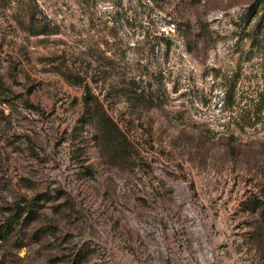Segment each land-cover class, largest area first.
I'll use <instances>...</instances> for the list:
<instances>
[{
  "label": "rangeland",
  "instance_id": "1",
  "mask_svg": "<svg viewBox=\"0 0 264 264\" xmlns=\"http://www.w3.org/2000/svg\"><path fill=\"white\" fill-rule=\"evenodd\" d=\"M3 1L0 264H264V0Z\"/></svg>",
  "mask_w": 264,
  "mask_h": 264
},
{
  "label": "trees",
  "instance_id": "2",
  "mask_svg": "<svg viewBox=\"0 0 264 264\" xmlns=\"http://www.w3.org/2000/svg\"><path fill=\"white\" fill-rule=\"evenodd\" d=\"M2 1V0H1ZM4 2V1H3ZM13 0H6L7 4H11ZM5 3V2H4ZM5 3V4H6ZM25 13L30 21V28L31 29H37L41 24H36L37 17L35 12L32 9L27 8ZM43 32H46V25H43ZM142 93V94H141ZM141 93L134 92L132 90L126 91V96L128 98V102L133 107L138 103H143L146 101H150L153 99L150 93L146 92L145 90H142ZM91 112H89L90 116L92 117V120L98 123L99 130L102 133L104 140L108 144H112L111 147L118 148L121 150L132 148V146L129 144V138L124 135V132L122 131L121 126L117 122H115L108 113L104 111H100L98 109H95L93 107H90ZM131 154H129L130 156Z\"/></svg>",
  "mask_w": 264,
  "mask_h": 264
}]
</instances>
